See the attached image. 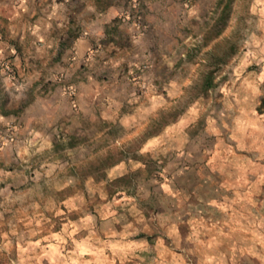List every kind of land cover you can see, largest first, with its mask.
I'll return each mask as SVG.
<instances>
[{"label": "rangeland", "instance_id": "1", "mask_svg": "<svg viewBox=\"0 0 264 264\" xmlns=\"http://www.w3.org/2000/svg\"><path fill=\"white\" fill-rule=\"evenodd\" d=\"M146 1L133 95L0 178V264H264V0Z\"/></svg>", "mask_w": 264, "mask_h": 264}, {"label": "crops", "instance_id": "2", "mask_svg": "<svg viewBox=\"0 0 264 264\" xmlns=\"http://www.w3.org/2000/svg\"><path fill=\"white\" fill-rule=\"evenodd\" d=\"M158 8L146 0H0V133L11 138L0 149V178L60 137L80 143L106 95H133L129 79L147 45L136 20Z\"/></svg>", "mask_w": 264, "mask_h": 264}, {"label": "trees", "instance_id": "3", "mask_svg": "<svg viewBox=\"0 0 264 264\" xmlns=\"http://www.w3.org/2000/svg\"><path fill=\"white\" fill-rule=\"evenodd\" d=\"M231 0H229L230 2ZM229 2L225 4L224 6V10L225 12H228L229 10ZM202 87H203V91L204 92H208L209 90L213 89L215 87L214 84V79H213V75L212 73H208L202 83ZM129 181V177L128 176H122L114 181H112L110 183L111 186H118V185H123L126 184Z\"/></svg>", "mask_w": 264, "mask_h": 264}, {"label": "built area", "instance_id": "4", "mask_svg": "<svg viewBox=\"0 0 264 264\" xmlns=\"http://www.w3.org/2000/svg\"><path fill=\"white\" fill-rule=\"evenodd\" d=\"M5 72L10 75L13 76L14 75V71L11 68V66L8 63H4L3 65ZM11 141V138L3 133H0V148L5 144V143H9Z\"/></svg>", "mask_w": 264, "mask_h": 264}]
</instances>
